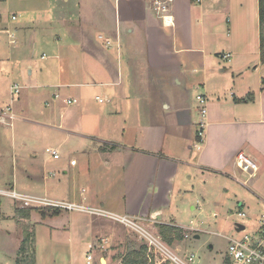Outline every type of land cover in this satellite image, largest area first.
Segmentation results:
<instances>
[{"label":"crops","instance_id":"obj_1","mask_svg":"<svg viewBox=\"0 0 264 264\" xmlns=\"http://www.w3.org/2000/svg\"><path fill=\"white\" fill-rule=\"evenodd\" d=\"M155 1L0 0V34L8 36L10 46L17 45V36L32 50L22 61L21 75L0 44V67L7 59L8 79H23L22 90L29 92L23 105L12 108L10 101L5 110L10 108L16 119H3L22 133L13 134V174L1 181V189L86 201L143 223L152 217V228L161 232V226L185 228L178 223L183 194L195 190L198 176L218 172L249 186L255 177L239 172L240 153L264 176L259 0H173L171 27L155 11ZM7 14L20 23L3 20ZM18 48L13 47V56ZM38 49L43 50L40 59L35 58ZM196 91L208 99L200 151L194 147L199 140ZM68 98L78 103L69 106ZM48 149L60 158L44 160L41 152ZM62 158L48 168L49 161ZM252 189L262 194L264 205L258 184ZM19 208L14 200L0 201V257L16 264L28 226L35 236V264H41L37 226L63 213L33 211L22 219ZM97 221H76L86 228L90 244L96 228L107 229ZM76 222L69 223L75 228ZM10 239L12 247L6 246ZM108 246L105 252L111 255Z\"/></svg>","mask_w":264,"mask_h":264},{"label":"rangeland","instance_id":"obj_2","mask_svg":"<svg viewBox=\"0 0 264 264\" xmlns=\"http://www.w3.org/2000/svg\"><path fill=\"white\" fill-rule=\"evenodd\" d=\"M2 19L9 20V23L13 24V26H15V24H19L21 20L20 18L17 22L12 21V16L10 14L3 16ZM7 37L8 36L4 33L0 34V44L3 46L6 57L11 61L13 59V65L18 68L17 70H21L22 75L25 69L23 65L26 63L22 61H26L28 57H31L30 55L32 50L27 48V46H22L21 43L19 44L20 39H17V36V45L10 46L6 41ZM13 47H19V54H17V56H13ZM42 53L43 50H36L35 58L40 59ZM9 63L10 62L6 59L5 66L0 67V183L1 181L8 182L9 179H11L10 177L13 174V134L19 135L22 133V129H19V127L14 131L12 128L13 122L3 119L7 116V111L5 110L8 106H10V101H12V96L10 95L11 92L9 91L10 85L13 84L12 86H14L16 83L21 87L23 83V79L18 77H14L11 80L8 79ZM2 68L4 69L3 71ZM28 93L29 92L22 90L21 87L19 99L13 102L11 105L12 108H17L23 105L26 100L25 97ZM198 93H201V91L194 92V98L198 95ZM1 108L4 111H1ZM7 117L9 118V116ZM41 154L44 160L49 159L50 153L46 152V150H43ZM62 161L63 158L60 161H49L47 163L48 168H56ZM239 172L242 173L241 170ZM52 176L53 174H51V177ZM242 177L245 179L248 178V176ZM50 181L54 184L53 179ZM254 184H258L261 191L264 192V176L262 177L257 175V177L250 181L249 186H247L245 183L244 185H240L236 179L229 176H223L221 173L207 172L206 174L200 175L198 178L194 179V191L183 194V208L178 217L179 224L183 225L185 228L189 227L197 229V232L190 231L185 228H179L182 233H178L177 231L172 233V244L168 245L161 235L160 230L153 229L149 231L145 228L143 229L152 233L154 237H158L159 233L160 239L164 241L167 248L173 254L182 259H185L191 254H195L197 256V264H223L228 255L230 239L242 238L246 234L253 233L257 227V220L262 216V214H264V205L261 203V199L259 197L260 193L257 194L252 189V185ZM260 195L262 196V194ZM1 200L3 203L11 201V199L6 197H0V201ZM55 201L63 203L73 202L69 200ZM257 201H260L259 207L257 205ZM74 203L91 207L86 201L84 203L78 201ZM19 206L21 205L19 204ZM101 209L120 216L124 215L113 212L109 208ZM61 211L63 214L60 219L56 218L47 222V224H40L37 226L36 242L39 243L41 249L43 250V252L41 251V264H54L55 260H61V264H87L88 255H92L93 257L92 264H103L101 259H105L107 264H121L122 260L120 261V259H118L121 254L125 255L133 247L139 248L141 245H145L148 248L147 254L150 257L149 261H153V263L149 262L150 264H158L164 260L160 253H154V249L150 252L148 241L141 239L140 235L136 231L128 227L104 217L92 216L86 212L75 210ZM240 212L246 213L247 218H240L238 216ZM93 219L102 220L101 222H97H100L103 227L105 226V228H107L101 231V233L100 230H97V228L95 229V246L94 242H91L90 244L91 238L87 236L86 228H83L81 224L78 225V222H76L78 220L79 223H82L83 225L85 220L92 221ZM70 221L73 223L76 222L77 226L74 228V226L70 225ZM191 221H193L192 225L190 224ZM238 224L245 226L247 232H239L237 227ZM138 225L142 227L141 224L138 223ZM51 227H54L55 229ZM180 235H182V239L179 238ZM196 236L199 238L196 239ZM13 244L14 241L10 239L7 240L6 246L12 247ZM108 244L112 245L111 255L105 252V250H108ZM20 246L22 247V243ZM54 252L58 253L55 260L53 257ZM0 264L15 263L12 259L1 256Z\"/></svg>","mask_w":264,"mask_h":264},{"label":"built area","instance_id":"obj_3","mask_svg":"<svg viewBox=\"0 0 264 264\" xmlns=\"http://www.w3.org/2000/svg\"><path fill=\"white\" fill-rule=\"evenodd\" d=\"M173 0H156L154 2V9L158 15L163 19V23L166 26H173V18L169 15V7L168 5L172 3ZM200 2V0H199ZM169 19V20H168ZM172 19V20H171ZM13 20H16V17H13ZM12 37V36H11ZM102 39V37H100ZM16 41L12 40L14 44ZM109 44V42H108ZM229 56H227L228 58ZM45 58V57H43ZM196 89H199L197 87ZM21 93V87L19 85H14L11 89L12 101H17L19 99V95ZM59 97V96H58ZM100 102L107 101V98H98ZM197 101L199 104V120H198V130L197 137L198 141L194 145L197 151L202 149V145L206 135V129L208 126L207 116H208V99L205 95L197 96ZM64 102L69 105H75L78 103L76 99H65ZM12 110L9 108L6 115L9 116L10 120H15V116L11 114ZM12 126V124H11ZM48 153L54 158L59 159L60 155L57 151L53 149H48ZM76 161L73 160L71 165L75 166ZM237 167L242 170L245 174H248L250 178H254L259 173V167L250 159H248L243 153H240L236 159ZM0 197H6L11 200L19 203L21 208H29V209H41V208H57L60 210H68V211H81L86 212L95 217H104L111 221L117 222L125 227H128L134 231H136L141 239H145L148 241L149 251L152 252L154 249V253H160L164 260L158 264H197V256L195 254H191L185 259L180 258L179 256L173 254L166 246L164 241L160 239V237H154L152 233L146 231L145 229L151 231L153 230V223L155 221L154 218H150L151 221L143 223L141 219L130 217L127 215H117L115 213L108 212L101 208H93L86 207L83 205H78L75 203H63L60 201L51 200L46 197L34 196L29 194H24L17 192L16 190L9 189H1L0 188ZM240 218H247L246 213L240 212L238 214ZM141 224V226L138 225ZM145 228V229H143ZM190 231H198L194 228H189ZM247 232L246 228L244 231ZM101 247V246H100ZM157 251V252H156ZM150 259V257H149ZM93 257L92 255L87 256V264H92ZM153 263V261H149ZM150 264V263H149ZM223 264H264V214L257 220V227L253 231V233L246 234L242 238L230 239L229 251L228 255L225 258Z\"/></svg>","mask_w":264,"mask_h":264},{"label":"trees","instance_id":"obj_4","mask_svg":"<svg viewBox=\"0 0 264 264\" xmlns=\"http://www.w3.org/2000/svg\"><path fill=\"white\" fill-rule=\"evenodd\" d=\"M259 19H260V35H261V58L264 63V0H259ZM33 211H39L42 214L58 215L61 213L60 209L57 208H41V209H29V208H19L17 210L18 215L22 219H29ZM22 247L18 251L16 264H35V247L34 233L29 231V227H24ZM171 230L174 232L182 233L179 228H171L169 226H161V235L168 245L172 244V239L168 236L171 235ZM184 234V233H183ZM182 239V235L179 237ZM148 248L145 245H141L139 248L133 247L125 255L121 254L118 259L122 260L121 264H148L149 256L147 254Z\"/></svg>","mask_w":264,"mask_h":264},{"label":"water","instance_id":"obj_5","mask_svg":"<svg viewBox=\"0 0 264 264\" xmlns=\"http://www.w3.org/2000/svg\"><path fill=\"white\" fill-rule=\"evenodd\" d=\"M237 227H238L239 232L245 230V226H243V225H241V224H238Z\"/></svg>","mask_w":264,"mask_h":264},{"label":"clouds","instance_id":"obj_6","mask_svg":"<svg viewBox=\"0 0 264 264\" xmlns=\"http://www.w3.org/2000/svg\"><path fill=\"white\" fill-rule=\"evenodd\" d=\"M153 225H154L153 227H155V223H153ZM197 237H198V236H197Z\"/></svg>","mask_w":264,"mask_h":264},{"label":"bare ground","instance_id":"obj_7","mask_svg":"<svg viewBox=\"0 0 264 264\" xmlns=\"http://www.w3.org/2000/svg\"><path fill=\"white\" fill-rule=\"evenodd\" d=\"M169 20V19H168Z\"/></svg>","mask_w":264,"mask_h":264}]
</instances>
